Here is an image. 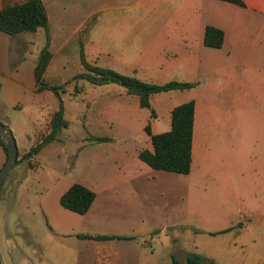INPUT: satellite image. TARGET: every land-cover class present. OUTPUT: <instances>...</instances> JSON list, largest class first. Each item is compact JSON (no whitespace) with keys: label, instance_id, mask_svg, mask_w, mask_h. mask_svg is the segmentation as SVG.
I'll return each mask as SVG.
<instances>
[{"label":"rangeland","instance_id":"obj_1","mask_svg":"<svg viewBox=\"0 0 264 264\" xmlns=\"http://www.w3.org/2000/svg\"><path fill=\"white\" fill-rule=\"evenodd\" d=\"M41 3L46 25L21 33L26 43L18 67L25 71L27 61L36 64L48 53L40 79L55 85L58 96L35 94V101L7 125L18 150L32 144L34 131L37 148L28 158L30 164L15 166L0 184V264H92L95 235L107 237L97 241L103 246H136L134 258L144 253L157 264H183L186 254L213 256L219 264H261L253 258L264 243L263 181L255 173V145L245 132L255 128L254 122L247 125L255 120L254 89H243L239 76L232 74L241 71L240 65L226 71L224 89L157 92L149 108L140 107L120 83L71 79L83 70L79 45L92 65L156 84L177 80L175 70L160 72L164 63L149 45L158 28L184 22L186 15L176 18L162 12L170 6L168 0ZM195 78L205 87L215 75L201 67ZM184 94L212 104L190 169L186 174L151 169L137 157L138 150L150 149L143 127L165 131L167 109ZM54 110H60L66 126H56L51 138L37 142V133ZM224 135L231 139L226 152ZM93 137L107 139L95 142ZM72 183L94 194L83 214L58 202ZM228 224L232 231L241 228L243 235L255 237L245 254L227 235L210 236Z\"/></svg>","mask_w":264,"mask_h":264},{"label":"crops","instance_id":"obj_2","mask_svg":"<svg viewBox=\"0 0 264 264\" xmlns=\"http://www.w3.org/2000/svg\"><path fill=\"white\" fill-rule=\"evenodd\" d=\"M168 1L170 6L165 5L162 12L176 18H180L185 14L186 19L184 22L175 24L166 23L163 27L157 29L156 37L150 43L149 49L154 54L161 56L160 61H163L164 64L159 70L161 73L165 71L170 73L175 70L180 75V78H177L176 81L191 83L190 87L182 89V91L224 89L221 81L226 82L228 76L226 71H230L233 66L236 67V63L240 65L241 69L239 70L241 71L235 69L232 74L235 78L239 76L243 89H254L252 94L254 95L255 120H248L247 125L249 126L254 122L255 128L251 131L245 130V132L251 138V143L255 145L254 148L257 152L255 173L263 181L262 192L264 193V0H241L242 6L224 0ZM1 4L2 0H0V7ZM114 7L110 6L108 9H114ZM145 9H147L146 6ZM206 25L216 27L223 32L220 47L213 48L203 45L202 35ZM21 33L8 35L0 31V122L5 125L13 123L17 116L16 112L21 108H27L29 101H35V94L46 92L48 96L49 94L54 95L50 89H37L33 73L34 60L27 61L25 71L19 72V63L24 60L23 45L26 43L22 39ZM213 54L215 56H212ZM213 59L217 61L218 65L212 62ZM201 67L215 75L213 81L205 87L195 78ZM249 83L250 85H248ZM183 97L176 104L188 100L193 101L192 158L201 135V126L206 119V112L212 110V104L210 101L206 104V100L199 99L195 94L191 96L184 94ZM225 103L226 101H224ZM176 104L169 106L166 111L168 121L167 124L165 122V130L170 126V110ZM56 111L54 110V112ZM208 112L207 115L210 117ZM154 119H156V116ZM49 121L48 118L43 130L37 133V142L45 138L49 130L51 132V129L47 128ZM150 131L151 133H158L164 130H152L151 128ZM39 134L43 135L42 138H38ZM33 138L32 144L27 148L20 150L16 148V166L19 169L23 168V163H26L25 159L20 157L35 146V131L33 132ZM230 141L231 139L228 140L224 135L223 151L226 152V149L231 147ZM240 142L241 148L244 147L242 146L244 139L241 138ZM4 161L5 154L0 146V167ZM231 226V224H228V226L218 232H213L210 236L227 235L226 238L230 244L239 247L241 253L245 254V250L255 244L256 239L254 236L243 235L244 231L241 228L232 231ZM175 238L176 236L172 234L169 240L173 242ZM91 240L95 243L92 264H157L152 256L145 259L146 254L144 253L142 257L134 258L136 246L134 248L130 245L123 247L103 246L98 244L97 241L104 239L91 238ZM199 255L211 260L213 264H219L213 256ZM253 261L264 264V243L260 245ZM170 264H172V260H170Z\"/></svg>","mask_w":264,"mask_h":264},{"label":"trees","instance_id":"obj_3","mask_svg":"<svg viewBox=\"0 0 264 264\" xmlns=\"http://www.w3.org/2000/svg\"><path fill=\"white\" fill-rule=\"evenodd\" d=\"M242 6L241 0H224ZM46 14L41 0H2L0 7V31L15 35L20 32H34L39 27H45ZM223 40V32L213 26L206 25L203 29L202 43L205 46L218 48ZM48 53L44 54L35 64L33 73L35 82L38 84L37 89H50L58 96V89L55 85L43 83L40 79L41 72L48 61ZM79 61L83 70L72 76V80L84 78L93 84L103 83H120L126 94L134 95L137 104L140 107L149 108V99L152 94L162 91L185 89L191 86V83L169 80L165 83L156 84L139 80L133 76L121 75L114 70L106 67L92 65L86 61L83 54L81 44L79 45ZM60 110L56 111L51 119V132L45 138H51L56 126H66L59 119ZM150 116H154V112L150 109ZM193 123V101L188 100L174 105L170 110V126L167 130L151 133L149 125L143 127L144 132L149 137L150 149H140L137 151V157L149 168L186 174L190 169L191 163V136ZM106 137H93L95 142L106 140ZM44 140V139H43ZM0 146L5 154L6 149L0 141ZM37 146L31 147L20 158H28L35 151ZM94 194L86 186L80 183H72L59 196V204L74 213L83 214L87 211ZM79 237H87V235L79 234ZM94 238H107L103 235H95ZM172 264H175L173 262ZM184 264H213L209 259L198 254H189L185 258Z\"/></svg>","mask_w":264,"mask_h":264},{"label":"water","instance_id":"obj_4","mask_svg":"<svg viewBox=\"0 0 264 264\" xmlns=\"http://www.w3.org/2000/svg\"><path fill=\"white\" fill-rule=\"evenodd\" d=\"M0 141L6 149V158L0 167V184L10 170L17 165L16 147L9 127L0 122Z\"/></svg>","mask_w":264,"mask_h":264},{"label":"flooded vegetation","instance_id":"obj_5","mask_svg":"<svg viewBox=\"0 0 264 264\" xmlns=\"http://www.w3.org/2000/svg\"><path fill=\"white\" fill-rule=\"evenodd\" d=\"M14 179H15V178H14ZM14 179H13V180H14ZM13 180H12V181H13ZM0 187H1V185H0Z\"/></svg>","mask_w":264,"mask_h":264}]
</instances>
